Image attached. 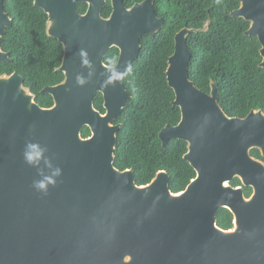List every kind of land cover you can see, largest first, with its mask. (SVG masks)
I'll return each mask as SVG.
<instances>
[{
  "label": "water",
  "instance_id": "water-1",
  "mask_svg": "<svg viewBox=\"0 0 264 264\" xmlns=\"http://www.w3.org/2000/svg\"><path fill=\"white\" fill-rule=\"evenodd\" d=\"M4 1L6 64L2 42L13 22ZM110 1L104 18L107 0H34L64 52L56 70L64 81L41 92L53 98L51 108L36 103L20 75H0V264H264V165L250 155L254 147L264 152V112L231 118L219 105L217 83L207 94L191 81L187 39L207 32L210 22L175 36L166 77L181 121L159 134L164 147L188 144L184 159L196 178L174 194L165 171L138 186L133 170L115 167L122 128L115 122L133 100L123 77L140 56L142 37H155L165 21L155 15V0L131 8ZM239 1L231 16L250 24L246 36L259 40L264 69V0ZM111 49L120 51L113 67L105 64ZM98 94L104 114L95 108ZM235 178L253 189L250 199L230 185ZM220 209L233 215L231 230L218 226Z\"/></svg>",
  "mask_w": 264,
  "mask_h": 264
},
{
  "label": "trees",
  "instance_id": "trees-1",
  "mask_svg": "<svg viewBox=\"0 0 264 264\" xmlns=\"http://www.w3.org/2000/svg\"><path fill=\"white\" fill-rule=\"evenodd\" d=\"M143 0H125L131 8ZM102 10L104 18L111 15V1ZM241 6L239 0H156L157 12L165 19V27L156 37L142 40L139 58L130 66L123 83L133 100L115 122L121 124L118 133L115 167L121 172L133 170L136 184H150L159 172H167L170 190L179 194L196 178V172L184 159L188 152L185 141L172 140L164 147L160 132L167 126L175 127L181 121V110L173 106L175 94L170 89L166 71L169 58L175 51V36L184 28L201 30L207 22V32L192 34L187 44L192 51L189 74L192 82L204 93L210 94L211 82L219 85V105L231 118H246L252 110L264 112V69L261 45L256 37H247L250 24L233 18L232 12ZM80 4L81 14L87 11ZM6 10L15 19L8 30L4 48L12 53V63L0 64V74L18 72L25 79V87L36 95L42 108H51L53 98L41 94L47 87L59 85L64 75L56 70L61 66L63 47L47 35V15L34 7V0H7ZM118 50L113 49L105 64L115 65ZM101 94L95 99V108L105 113ZM84 138L90 137L84 128ZM236 179L232 186H240ZM247 197L250 189H245ZM218 226L233 228V215L226 209L217 214Z\"/></svg>",
  "mask_w": 264,
  "mask_h": 264
},
{
  "label": "flooded vegetation",
  "instance_id": "flooded-vegetation-1",
  "mask_svg": "<svg viewBox=\"0 0 264 264\" xmlns=\"http://www.w3.org/2000/svg\"><path fill=\"white\" fill-rule=\"evenodd\" d=\"M145 0H143V1H141V2H138V3H135L134 5H136V4H141V3H143ZM6 2H7V0H5L4 1V9H5V12L9 15V17H10V19L12 20V22H13V25H12V27L14 26V24H15V19L11 16V14L10 13H8L7 12V10H6ZM133 5V6H134ZM132 6V7H133ZM154 11H155V15L157 16V18L158 19H161V20H164L165 21V19L157 12V9H156V0H155V2H154ZM164 25H166V21H165V24ZM11 27V28H12ZM165 27V26H164ZM11 28H7L6 29V31H7V33H8V30L9 29H11ZM7 33H6V35H7ZM159 33V32H158ZM157 33V34H158ZM6 35L4 36V38H3V42H2V49H3V51L5 52V53H8V54H10V59H11V62H9V63H6V64H10V63H12V53L11 52H9V51H6V49L4 48V46H3V44H4V41H5V37H6ZM146 36H151V37H153L152 35H150V34H147V35H144L143 37H142V40L146 37ZM157 36V35H156ZM155 36V37H156ZM142 40H141V43H142ZM113 49H111L110 51H112ZM118 50V49H117ZM110 51L107 53V55L110 53ZM141 51H142V48H141ZM141 54V53H140ZM106 55V56H107ZM119 58H120V51L118 50V59H117V61H116V63H115V65L118 63V61H119ZM0 64H5V63H0ZM115 65H113V66H115ZM113 66H111V67H113ZM13 74H18V75H20L18 72H16V71H14V72H12V73H10V74H8V73H6V72H4L3 74H0L1 76H4V75H6V76H12ZM21 76V75H20ZM22 77V76H21ZM23 78V77H22ZM124 78V77H123ZM24 79V78H23ZM24 86H25V79H24ZM28 89V88H27ZM31 92V91H30ZM36 96V95H35ZM36 98H37V96H36ZM37 103V102H36ZM250 155H251V157L253 158V159H255L256 161H259L260 163H262L263 165H264V152H263V150L261 149V148H257V147H254V148H252L251 150H250ZM236 179H238L240 182H241V180L239 179V178H235V180ZM234 180V181H235ZM232 183H233V181L231 182V186H232ZM233 187V186H232ZM234 188H243L244 189V193H245V196H246V198H248V199H250L252 196H253V194H254V191H253V189L252 188H249V187H244L243 186V184H242V182H241V185L240 186H237V187H234ZM250 189V191H251V193H250V195L247 197V195H246V192H245V189ZM233 220H234V218H233Z\"/></svg>",
  "mask_w": 264,
  "mask_h": 264
},
{
  "label": "clouds",
  "instance_id": "clouds-1",
  "mask_svg": "<svg viewBox=\"0 0 264 264\" xmlns=\"http://www.w3.org/2000/svg\"><path fill=\"white\" fill-rule=\"evenodd\" d=\"M128 71H131V68H129ZM116 78H120V77L117 76ZM26 159H27L29 162H32L33 157H32L31 154H26ZM49 182L51 183V181H49ZM46 187H47V186H46L45 184H43V183L39 185V188H40V189H45V190H46Z\"/></svg>",
  "mask_w": 264,
  "mask_h": 264
}]
</instances>
